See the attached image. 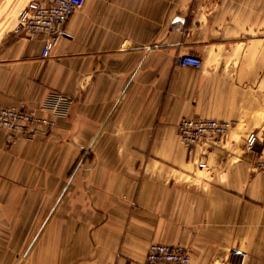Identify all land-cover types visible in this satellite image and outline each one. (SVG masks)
<instances>
[{
	"label": "crops",
	"instance_id": "obj_1",
	"mask_svg": "<svg viewBox=\"0 0 264 264\" xmlns=\"http://www.w3.org/2000/svg\"><path fill=\"white\" fill-rule=\"evenodd\" d=\"M31 1L0 0V106L71 105L40 112L54 127L32 139L0 129V264H144L153 243L264 264V178L244 148L264 133V0H86L45 58L46 37L13 33ZM195 118L233 127L188 157L177 124Z\"/></svg>",
	"mask_w": 264,
	"mask_h": 264
},
{
	"label": "built area",
	"instance_id": "obj_2",
	"mask_svg": "<svg viewBox=\"0 0 264 264\" xmlns=\"http://www.w3.org/2000/svg\"><path fill=\"white\" fill-rule=\"evenodd\" d=\"M85 2L86 0H33L21 11L13 33L22 34L28 40H34L41 35L46 37L41 52V57L45 58L57 38L68 36L64 29L65 24L82 9ZM176 63L196 70L202 67L200 59L193 56L180 57ZM70 105L71 100L67 96L51 93L38 111L49 112L53 118L64 117ZM39 113L0 106V129L19 133L25 139L43 135L54 127V121L40 116ZM232 127V122L181 119L177 124V132L179 142L186 149L187 156L191 157L196 151L223 144ZM244 148L255 154V170L264 178V133L261 137L257 133H250L245 139ZM144 264H189V256L186 250L178 246L153 243L147 248Z\"/></svg>",
	"mask_w": 264,
	"mask_h": 264
},
{
	"label": "rangeland",
	"instance_id": "obj_3",
	"mask_svg": "<svg viewBox=\"0 0 264 264\" xmlns=\"http://www.w3.org/2000/svg\"><path fill=\"white\" fill-rule=\"evenodd\" d=\"M75 174H77V166L75 167V168H73L72 169V171H71V173L69 174V176L70 177H72V176H74ZM40 236V234L39 233H37V234H35V241L37 240V237H39Z\"/></svg>",
	"mask_w": 264,
	"mask_h": 264
}]
</instances>
